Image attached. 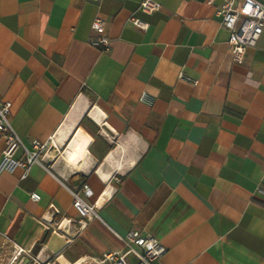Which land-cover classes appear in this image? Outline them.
<instances>
[{"label":"crops","instance_id":"1","mask_svg":"<svg viewBox=\"0 0 264 264\" xmlns=\"http://www.w3.org/2000/svg\"><path fill=\"white\" fill-rule=\"evenodd\" d=\"M155 1L0 0V99L26 148L50 144L25 175L0 172V246L134 264L133 229L166 248L155 264H264V27L236 62L222 0ZM96 16L107 52L88 41ZM82 184L98 216L81 224L68 188Z\"/></svg>","mask_w":264,"mask_h":264},{"label":"built area","instance_id":"2","mask_svg":"<svg viewBox=\"0 0 264 264\" xmlns=\"http://www.w3.org/2000/svg\"><path fill=\"white\" fill-rule=\"evenodd\" d=\"M100 1V0H94ZM209 3L215 0H206ZM248 7L242 12V5L235 3V0H222L216 7L218 16V25L229 32L228 44L232 49V59L236 62L242 60L243 54L247 48L256 45L258 38L264 27V3L257 0H244ZM159 4L155 0H140L139 7L145 12H152L158 8ZM132 24L141 29L147 27V24L139 18L131 17ZM105 22L103 18L96 16L91 22V28L96 32L88 41L94 46H101L102 51L107 52L110 49V39L104 33ZM140 100L151 102V98L144 92L140 95ZM10 102L0 99V137L4 141V147L1 150L0 172H12L19 167L27 170L32 164L42 165V153L50 144L42 143L36 139H31V148H26L19 135L14 130L9 119ZM22 148L23 156L16 158V151ZM264 193V187L258 188ZM72 195V206L81 216V224L86 220L97 217L96 207L86 202L79 191L85 196L91 195V190L87 184H82L79 189L68 188ZM30 199L36 201L39 194L35 191L29 193ZM126 251L133 253L137 257L134 264H155L164 253L166 248L154 236L142 235L138 230H129L123 238ZM109 261L111 264H128L124 254L120 251H111L104 254L101 262ZM0 264H52L51 262H42L38 254L15 243L9 236L3 234V240L0 246Z\"/></svg>","mask_w":264,"mask_h":264}]
</instances>
